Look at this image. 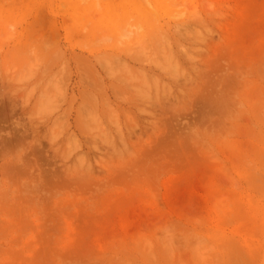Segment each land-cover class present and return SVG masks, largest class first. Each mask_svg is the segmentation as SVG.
Here are the masks:
<instances>
[{"label": "rangeland", "instance_id": "374dc122", "mask_svg": "<svg viewBox=\"0 0 264 264\" xmlns=\"http://www.w3.org/2000/svg\"><path fill=\"white\" fill-rule=\"evenodd\" d=\"M0 264H264V0H0Z\"/></svg>", "mask_w": 264, "mask_h": 264}, {"label": "bare ground", "instance_id": "6f19581e", "mask_svg": "<svg viewBox=\"0 0 264 264\" xmlns=\"http://www.w3.org/2000/svg\"><path fill=\"white\" fill-rule=\"evenodd\" d=\"M165 48H166V47H165ZM166 53L168 54V51H167ZM169 53H170V52H169ZM170 57H171V55H170ZM168 58H169V55H168ZM169 59H170V58H169ZM174 59H175V58H174ZM171 60H172V62H170V63H174V62H175V61L173 62V58H172ZM166 62H167V61H166ZM166 62H165V63H166ZM168 62H169V61H168ZM162 63H164V62H162ZM165 63H164V64H165ZM175 63H176V62H175ZM166 65H167V64H166ZM166 65H165V66H166ZM171 65H172V64H171ZM177 65H179V63H178ZM172 66H173V65H172ZM173 69H174V68H173ZM177 69H178V68H177ZM177 69H176V70H177ZM170 70H171V69H169V71H170ZM178 70H179V69H178ZM171 71H172V70H171ZM171 71H170V72H171ZM173 73H174V72H173Z\"/></svg>", "mask_w": 264, "mask_h": 264}]
</instances>
